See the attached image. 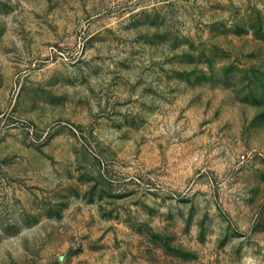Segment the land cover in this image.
Here are the masks:
<instances>
[{
	"label": "rangeland",
	"instance_id": "rangeland-1",
	"mask_svg": "<svg viewBox=\"0 0 264 264\" xmlns=\"http://www.w3.org/2000/svg\"><path fill=\"white\" fill-rule=\"evenodd\" d=\"M0 264H264V0H0Z\"/></svg>",
	"mask_w": 264,
	"mask_h": 264
}]
</instances>
